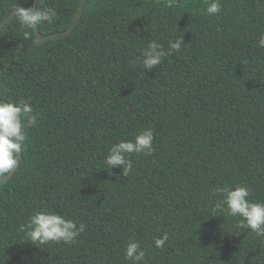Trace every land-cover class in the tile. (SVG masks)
<instances>
[{
  "label": "trees",
  "instance_id": "obj_1",
  "mask_svg": "<svg viewBox=\"0 0 264 264\" xmlns=\"http://www.w3.org/2000/svg\"><path fill=\"white\" fill-rule=\"evenodd\" d=\"M16 1L0 0V21ZM79 3L38 0L56 11L38 31L66 30ZM220 4L208 16L204 0H86L69 34L44 42L16 15L6 22L0 99L29 102L37 123L25 119L19 164L0 183V264H132L133 239L146 264H264V237L212 216L217 187L247 185L264 202V0ZM181 36L179 53L143 68L150 40L167 49ZM144 129L152 154H131L127 176L108 170V149ZM45 210L85 230L34 245L22 226Z\"/></svg>",
  "mask_w": 264,
  "mask_h": 264
},
{
  "label": "clouds",
  "instance_id": "obj_2",
  "mask_svg": "<svg viewBox=\"0 0 264 264\" xmlns=\"http://www.w3.org/2000/svg\"><path fill=\"white\" fill-rule=\"evenodd\" d=\"M175 0H167V7H172ZM27 3V0H24ZM205 8L202 12L208 16H214L221 12L220 0H204ZM19 22L28 27H37L43 22L51 24L56 18L54 8H46L41 11L17 6L14 12ZM183 36L168 41L165 49L157 40H150L147 47L142 50L140 62L147 71L162 63L163 59L174 53H179L184 45ZM259 48H264V33L257 41ZM27 119L29 127L36 125L37 117L29 102L0 103V180L12 173L17 167L22 153L23 143L26 139L24 121ZM154 139L151 129H144L137 133L134 140H121L113 144L104 158V164L108 170L121 167L123 176H127L132 170V163L128 157L137 155H151L154 151L152 142ZM213 196L220 199L212 210V216H220L222 213L229 217H239L237 226L249 229L256 236L264 237V202H255L249 197L252 192L247 185L217 187L213 190ZM86 225H77L73 219L66 218L52 211H40L32 215L26 226H22L26 237L34 245L47 244L48 242L70 244L85 230ZM168 240V234L154 237L156 248H163ZM146 250L137 240H130L125 248V259L132 264H146Z\"/></svg>",
  "mask_w": 264,
  "mask_h": 264
},
{
  "label": "water",
  "instance_id": "obj_3",
  "mask_svg": "<svg viewBox=\"0 0 264 264\" xmlns=\"http://www.w3.org/2000/svg\"><path fill=\"white\" fill-rule=\"evenodd\" d=\"M37 1L38 0H32L31 1V6L30 7H32L33 10H35V6L37 4ZM22 2H23V0H17L16 3L14 4V6L12 7V9L8 12V14L0 21V31L3 28V26L6 24V22L14 15L16 7L20 6V4ZM85 2H86V0H80L78 8H77V10H76V12H75V14L73 16L72 22H71L70 26L66 30L50 33V34H47V35H42L38 31L37 27H33V30H34L36 36L38 37L39 41L40 42H44V41H46V40H48L50 38L54 39V38H60V37H64V36L68 35L73 30V28L75 27L76 23L78 22L81 14L83 12V8H84V5H85ZM0 103H8V102L0 99ZM20 157H21V155H20ZM20 157H19V161H20ZM19 161H18V164H19ZM18 164H17V166H18ZM15 169L13 170L12 173L8 174L2 180H0V183H3L5 181L9 180L11 178V176L13 175Z\"/></svg>",
  "mask_w": 264,
  "mask_h": 264
}]
</instances>
